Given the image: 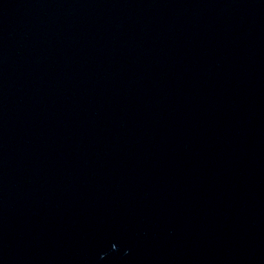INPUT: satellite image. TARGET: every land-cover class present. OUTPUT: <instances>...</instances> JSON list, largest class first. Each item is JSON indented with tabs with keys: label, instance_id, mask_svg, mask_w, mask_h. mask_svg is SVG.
<instances>
[{
	"label": "water",
	"instance_id": "obj_1",
	"mask_svg": "<svg viewBox=\"0 0 264 264\" xmlns=\"http://www.w3.org/2000/svg\"><path fill=\"white\" fill-rule=\"evenodd\" d=\"M0 264H264V0H0Z\"/></svg>",
	"mask_w": 264,
	"mask_h": 264
}]
</instances>
